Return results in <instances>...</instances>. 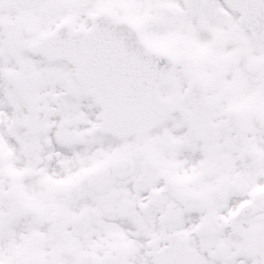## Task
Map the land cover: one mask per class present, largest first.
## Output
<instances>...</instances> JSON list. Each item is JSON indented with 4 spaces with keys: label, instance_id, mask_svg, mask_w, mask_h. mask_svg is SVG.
<instances>
[{
    "label": "snow or ice",
    "instance_id": "6c2138e0",
    "mask_svg": "<svg viewBox=\"0 0 264 264\" xmlns=\"http://www.w3.org/2000/svg\"><path fill=\"white\" fill-rule=\"evenodd\" d=\"M0 264H264V0H0Z\"/></svg>",
    "mask_w": 264,
    "mask_h": 264
}]
</instances>
